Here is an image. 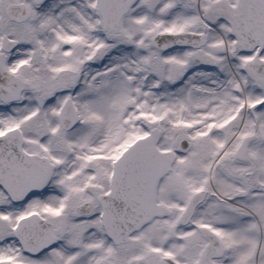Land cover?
<instances>
[{
    "label": "snow or ice",
    "instance_id": "obj_1",
    "mask_svg": "<svg viewBox=\"0 0 264 264\" xmlns=\"http://www.w3.org/2000/svg\"><path fill=\"white\" fill-rule=\"evenodd\" d=\"M0 264H264V0H0Z\"/></svg>",
    "mask_w": 264,
    "mask_h": 264
}]
</instances>
